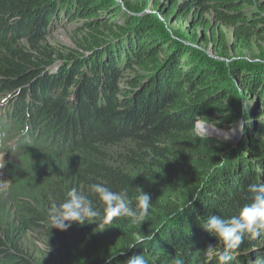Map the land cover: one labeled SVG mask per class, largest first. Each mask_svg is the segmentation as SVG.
Masks as SVG:
<instances>
[{
    "label": "trees",
    "instance_id": "trees-1",
    "mask_svg": "<svg viewBox=\"0 0 264 264\" xmlns=\"http://www.w3.org/2000/svg\"><path fill=\"white\" fill-rule=\"evenodd\" d=\"M258 4L0 0V150L14 159L0 188V264H127L140 254L148 264L177 257L218 264L222 244L199 224L238 214L250 203L248 186L264 182ZM61 17L77 22L75 48L48 40ZM240 120L235 145L196 131V122L221 128ZM155 181L169 192L151 194L146 182ZM92 183L126 189L132 206L138 188L150 194L145 221L49 229V197L61 203L68 190L88 193ZM151 233L152 241L138 243ZM30 236L42 245L38 253L26 245ZM262 242L264 235L245 236L229 264H256Z\"/></svg>",
    "mask_w": 264,
    "mask_h": 264
},
{
    "label": "clouds",
    "instance_id": "clouds-1",
    "mask_svg": "<svg viewBox=\"0 0 264 264\" xmlns=\"http://www.w3.org/2000/svg\"><path fill=\"white\" fill-rule=\"evenodd\" d=\"M29 131V126L23 129L24 134ZM204 134L205 136L209 135L207 127H205ZM6 163L5 159H0V169H3ZM138 191L135 206H132L126 189L113 191L101 183L88 185V193L72 188L67 191L66 197L61 203H57L55 198L50 196L49 229L66 231L73 224L84 226L95 223L97 228L102 231L111 227L117 218H130L141 224L149 214L152 198L141 188H138ZM247 191L250 194V203L245 204L238 214L229 218L210 215L203 218L199 224L205 232L214 236L222 244V247L214 253L218 264H229L233 261V253L239 249L245 236L259 238L264 235V182L250 184ZM91 196H95L102 202L103 211L94 207ZM194 200L196 199L189 201L190 206ZM154 237L155 233L146 234L138 243L152 241ZM131 247H136V245ZM114 258L115 255L111 256L110 260ZM127 264H148V261L140 254L131 257ZM173 264H184V261L177 257L173 260ZM256 264H264V258H259Z\"/></svg>",
    "mask_w": 264,
    "mask_h": 264
},
{
    "label": "rangeland",
    "instance_id": "rangeland-1",
    "mask_svg": "<svg viewBox=\"0 0 264 264\" xmlns=\"http://www.w3.org/2000/svg\"><path fill=\"white\" fill-rule=\"evenodd\" d=\"M248 1H252L253 3H259L258 5H260L261 2L264 3V0H248ZM189 21V18L186 20H183L181 22V24L186 25L187 22ZM75 24L77 25V22H72V23H65V19L64 17H61L60 19H56L53 22V26H52V31L50 33V37L48 38L49 42H51L53 45H62L63 47H71V48H75L74 45V39H73V28L75 27ZM224 31L225 32H229L230 29L227 27H224ZM264 45V44H263ZM208 53H211V48L208 47L207 50ZM249 54H259L258 51H254L252 53ZM247 55V54H246ZM246 58H252V56H246ZM257 58V57H255ZM253 58V59H255ZM256 61L259 59H255ZM197 125V132L199 134H203L205 135L202 131H200V128H205V127H209L212 129H215L219 134H215V135H208V136H213L216 139H218L219 141L222 142H231L234 145L237 143V141L239 140V137L241 136L242 133V128H243V124L242 121L240 120L239 122L231 125V126H225V127H216L215 125H211V124H206V123H202V122H196ZM227 137V138H226ZM13 156L7 155L5 154L4 151L0 150V159H5V161H10V160H14L12 159ZM15 158V157H14ZM6 166V165H5ZM6 181H7V175L5 173V167L3 169H0V188L5 187L6 185ZM146 187L149 189V191L152 193H154L153 195L155 196H164L166 195L167 192H169V190L166 188V186H164L163 183L157 182L155 181L154 184H152L151 182H146ZM107 239V246L106 248H109L110 242H112L111 240L113 239V237L111 235L106 236ZM262 244V250H264V242L260 243ZM26 245H28L29 249L33 252H37L41 251L42 245L36 240V238L34 236H30L29 239L26 241ZM39 257H41L42 259V255L40 256V254H36ZM59 260V259H58Z\"/></svg>",
    "mask_w": 264,
    "mask_h": 264
},
{
    "label": "bare ground",
    "instance_id": "bare-ground-1",
    "mask_svg": "<svg viewBox=\"0 0 264 264\" xmlns=\"http://www.w3.org/2000/svg\"><path fill=\"white\" fill-rule=\"evenodd\" d=\"M207 128L209 129L210 135L219 134L215 129L209 128L208 126H207ZM204 130H205V128H202V127L200 128V131H202L203 133H204Z\"/></svg>",
    "mask_w": 264,
    "mask_h": 264
}]
</instances>
